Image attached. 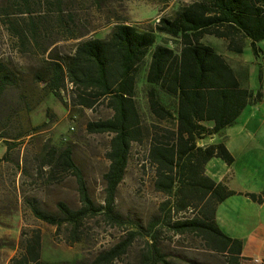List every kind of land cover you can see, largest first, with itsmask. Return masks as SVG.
Here are the masks:
<instances>
[{
    "label": "trees",
    "instance_id": "trees-1",
    "mask_svg": "<svg viewBox=\"0 0 264 264\" xmlns=\"http://www.w3.org/2000/svg\"><path fill=\"white\" fill-rule=\"evenodd\" d=\"M62 2L1 0L0 17L10 34L18 37L24 52L36 44L42 55L48 48L38 43L41 33L50 38L57 30L69 39L79 38L70 33L74 15L64 16ZM37 6L40 11L35 13ZM45 22L52 28L42 30ZM158 35L167 38L171 47L158 44ZM206 36L223 40L230 53L242 54L249 47L254 57L264 54L257 46L264 41V0H194L147 29L116 23L105 38L80 40L72 54L46 60L43 69L34 73L33 80L44 82L45 90L56 98H61L67 81L73 86L75 105L91 109L104 101L112 113L107 119L86 125L90 133L111 134L106 153L109 166L103 175V205L91 198L69 145L46 146L37 157V172L45 177L46 184L57 183L66 173L73 176L80 207L58 202L57 213L53 214L43 210L35 198L25 199L35 219L58 231L63 225L68 227L65 242L69 245L84 240L81 229L85 220L98 214L123 228L124 238L100 251L90 264H113L137 238L145 239L147 245L138 264H173L159 245L162 230L196 235L227 264L245 260L241 241L228 237L216 223L217 206L233 192L205 174L211 159H221L227 165L234 159L223 142L207 146H199L198 142L233 126L260 94L253 96L228 60L204 42ZM30 41L32 47L27 46ZM143 68L146 112L138 101V79ZM19 80L0 62V99ZM29 130L22 131L29 134ZM133 143L146 146L147 161L154 169L153 188L165 198L146 224L140 217L115 210L117 188L124 178ZM186 213L188 216H182ZM41 257V235L35 230L22 234L19 253L8 264H51Z\"/></svg>",
    "mask_w": 264,
    "mask_h": 264
},
{
    "label": "rangeland",
    "instance_id": "rangeland-1",
    "mask_svg": "<svg viewBox=\"0 0 264 264\" xmlns=\"http://www.w3.org/2000/svg\"><path fill=\"white\" fill-rule=\"evenodd\" d=\"M49 1L54 3L56 0ZM192 1L63 0L64 16L74 15L70 33L79 38L69 39L57 30L50 38L41 33L38 43L48 48L42 55L41 48L36 44L32 47L33 41L27 45L32 48L24 52L18 37L10 34L0 17V62L20 79L16 86L8 87L0 99V264H8L19 253L22 234L29 235L35 230L41 235L42 261L51 264H90L100 251L125 236L123 228L113 226L98 214L85 220L81 229L84 240L69 245L65 242L67 226L63 225L58 231L30 213L26 198H35L43 210L53 214L57 213L58 202L71 208L81 205L75 178L69 173L57 183L46 184L45 177L37 172V157L43 154L46 146L52 145L58 148L70 146L72 158L83 174L91 198L98 205L104 204L103 175L109 166L106 153L111 134L90 133L86 125L107 119L112 114L104 101L97 102L91 109L75 105L74 89L67 81L61 90V98H56L45 90L44 82L33 80L34 73L43 69L44 61L59 60L72 54L80 40L105 38L116 23L147 29L161 17L172 15L177 8ZM33 11H40L39 6ZM50 24L54 25L53 22ZM44 28L52 27L45 22L41 24V29ZM157 37L158 44L167 43L171 47L167 38ZM204 42L220 54L224 52L229 64L242 75H249L248 68H242V62L237 63L231 58L237 54L228 52L223 40L206 36ZM144 73L145 68L138 79L139 102L143 94ZM24 128L30 129L29 134L23 133ZM22 134L26 135L20 137ZM5 141L9 142V147ZM153 175L154 169L146 158V146L133 143L124 178L117 188L115 210L122 215L140 217L144 224L156 215L165 198L154 190ZM182 216H188V213ZM159 245L173 264H227L223 256L207 249L193 234L174 235L162 230ZM146 250L145 239L137 238L127 253L113 264H138ZM241 264L256 263L245 259Z\"/></svg>",
    "mask_w": 264,
    "mask_h": 264
},
{
    "label": "crops",
    "instance_id": "crops-1",
    "mask_svg": "<svg viewBox=\"0 0 264 264\" xmlns=\"http://www.w3.org/2000/svg\"><path fill=\"white\" fill-rule=\"evenodd\" d=\"M257 46L264 50V41ZM222 55L226 56L224 52ZM232 56L237 63L242 62V68H248L250 71L248 76L243 74V78L241 72L234 68L243 85L252 91L253 96L257 92L260 94L259 100L248 105L233 126L226 128L219 135L199 141L198 145L207 146L223 142L232 155L234 161L231 165L213 158L205 166V174L208 177L217 183H224L233 192L217 206L216 223L228 237L241 241L242 256L245 259L263 264L264 54L254 57L249 47H246L242 54ZM141 96L140 108L146 112V99L143 94Z\"/></svg>",
    "mask_w": 264,
    "mask_h": 264
},
{
    "label": "built area",
    "instance_id": "built-area-1",
    "mask_svg": "<svg viewBox=\"0 0 264 264\" xmlns=\"http://www.w3.org/2000/svg\"><path fill=\"white\" fill-rule=\"evenodd\" d=\"M72 130V129H71Z\"/></svg>",
    "mask_w": 264,
    "mask_h": 264
}]
</instances>
